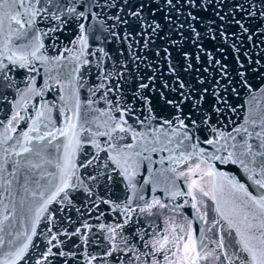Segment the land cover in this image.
Segmentation results:
<instances>
[{"label":"snow or ice","instance_id":"obj_1","mask_svg":"<svg viewBox=\"0 0 264 264\" xmlns=\"http://www.w3.org/2000/svg\"><path fill=\"white\" fill-rule=\"evenodd\" d=\"M236 40L264 0H0V264H264V48Z\"/></svg>","mask_w":264,"mask_h":264},{"label":"water","instance_id":"obj_2","mask_svg":"<svg viewBox=\"0 0 264 264\" xmlns=\"http://www.w3.org/2000/svg\"><path fill=\"white\" fill-rule=\"evenodd\" d=\"M232 2H233V0H228V3H232ZM192 11L196 12V11H200V9H192ZM227 11H231V9H227ZM186 14H187V12H185V15ZM204 15H205V20L201 24V27L202 28H207L208 27L207 20L210 19V18H214L215 17V11H209V12L205 13ZM217 22L219 23V21H217ZM162 23H164V22L162 21ZM253 23H255V22H253ZM224 30H226V32L229 33V38H228L227 45H224L220 41H212V42H205V46L207 48V51L213 52V54L216 55L218 58L221 55L227 56L228 57V63L230 65V67H231L232 66V50H231V45L233 43V39L234 38L231 37V35H230V32H231V27L230 26L225 25V29ZM185 31H187V28L185 29ZM170 35H171L170 30L168 28H165L164 39H168L170 37ZM238 35H239V33H238ZM235 42H236L237 46H240L241 44H243L244 50L245 51H248L250 55L258 54V53H260L261 48H264V43H260V42H258L259 46L258 47H255V48H249L248 45H247V43H245L243 41H240V40H236ZM157 44L163 45V40H157ZM163 46H167V45H163ZM221 47H224L225 48V51L222 54L216 51V49H219ZM159 66L162 69L164 68L163 63H160ZM253 82L254 83H259V78L257 80H255V81H253ZM257 95H259V93H257ZM51 97H52V94L49 93L48 98H51ZM245 98H247V97L245 96ZM241 114H243V113H241ZM165 155H166V153H165ZM154 159H158V156L157 155H154ZM155 167H159V165H156ZM115 195L116 196H121L122 195V192L118 190V191L115 192ZM5 202L7 203V201H5ZM52 207L55 208L56 205H53ZM102 207H104L105 217L102 218L100 221H96L95 219H90L89 220L90 223H92V224L95 225V224H98V223H112L113 222L112 216L109 215L106 206H102ZM96 214H98V213H96ZM57 215L59 216L60 214L57 213ZM68 215H71L74 219H78L76 217V214L75 213H69ZM21 227H22V225L18 221L17 224L14 226V229H20ZM40 230H43V223L41 225V229ZM96 236L102 238L103 234L97 231L96 232ZM41 240H42V237H41ZM37 242H40V241H37ZM92 247H95V246L93 245Z\"/></svg>","mask_w":264,"mask_h":264}]
</instances>
